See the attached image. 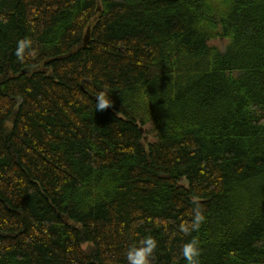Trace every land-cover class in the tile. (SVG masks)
I'll return each mask as SVG.
<instances>
[{
  "label": "trees",
  "instance_id": "obj_1",
  "mask_svg": "<svg viewBox=\"0 0 264 264\" xmlns=\"http://www.w3.org/2000/svg\"><path fill=\"white\" fill-rule=\"evenodd\" d=\"M149 236L151 264H264V0H0V264Z\"/></svg>",
  "mask_w": 264,
  "mask_h": 264
},
{
  "label": "clouds",
  "instance_id": "obj_2",
  "mask_svg": "<svg viewBox=\"0 0 264 264\" xmlns=\"http://www.w3.org/2000/svg\"><path fill=\"white\" fill-rule=\"evenodd\" d=\"M30 47V41L22 40L18 44L17 56L22 57L25 49ZM112 103V100L105 92H100L96 96V110H105ZM204 217L202 212L197 209L195 217L190 225H182L181 230L185 233L195 231L199 228L200 223ZM157 248V242L152 237H146L139 242L138 245L131 246L127 251L128 264H151V258ZM182 255L187 261V264H198V257L200 255L199 243L193 239L186 243L182 249Z\"/></svg>",
  "mask_w": 264,
  "mask_h": 264
},
{
  "label": "water",
  "instance_id": "obj_3",
  "mask_svg": "<svg viewBox=\"0 0 264 264\" xmlns=\"http://www.w3.org/2000/svg\"><path fill=\"white\" fill-rule=\"evenodd\" d=\"M86 42H87V36L85 37V44H86ZM85 44H84V46H85Z\"/></svg>",
  "mask_w": 264,
  "mask_h": 264
}]
</instances>
